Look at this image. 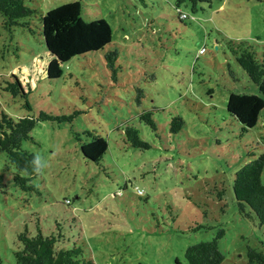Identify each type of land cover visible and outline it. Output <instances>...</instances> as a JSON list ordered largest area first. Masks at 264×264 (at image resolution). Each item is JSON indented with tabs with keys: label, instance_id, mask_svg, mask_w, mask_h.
<instances>
[{
	"label": "rangeland",
	"instance_id": "374dc122",
	"mask_svg": "<svg viewBox=\"0 0 264 264\" xmlns=\"http://www.w3.org/2000/svg\"><path fill=\"white\" fill-rule=\"evenodd\" d=\"M23 1L35 10L25 19L31 31L5 29L0 16V113L71 119L39 121L23 142L42 164L37 192L12 184L0 153V264H15L16 235L38 226L44 234L60 227V247H80L92 264H188L186 247L219 228L220 264H248V248L264 255V225L241 216L232 192L233 174L264 152V108L252 128L225 110L229 92L260 96L225 43L245 39L260 49L264 0H74L83 20L110 25L112 41L62 63L53 79L40 15L73 0ZM14 79L24 93L13 95ZM146 109L157 123V135L142 125L151 147L125 145L124 124ZM176 115L184 125L172 135ZM88 131L107 143L98 164L80 150Z\"/></svg>",
	"mask_w": 264,
	"mask_h": 264
},
{
	"label": "trees",
	"instance_id": "16d2710c",
	"mask_svg": "<svg viewBox=\"0 0 264 264\" xmlns=\"http://www.w3.org/2000/svg\"><path fill=\"white\" fill-rule=\"evenodd\" d=\"M178 12L179 19L184 20L180 17L183 12ZM34 13L35 10L25 6L23 0H0V16L5 29L21 25L31 31L30 22L25 19H29ZM80 14V3L73 0L53 7L40 15V32L50 56L45 70L48 79L57 78L61 64L73 56L102 50L112 41L110 25L104 19L85 21ZM187 16L186 14V18ZM225 45L233 55L234 61L260 93L258 96L246 92H229L225 110L242 126L252 128L257 122L260 111L264 108V44L259 50L245 39L238 42L228 40ZM105 57L108 63L112 64L116 52L110 51ZM229 73L233 74L230 69ZM14 81L9 83L13 95L24 93L20 83L16 79ZM138 93L141 91L138 90ZM153 109L142 111L135 122L129 121L124 124L122 141L125 145L140 150L151 147V144L142 138L141 130L144 124L149 127L148 130L157 135ZM70 119V116H55L44 111H40L36 116L27 115L19 118H13L4 111L0 113V153H5L3 167L5 170L11 169L10 177L14 186L24 192H37L33 180L40 176L42 164L33 152L23 148V142L31 139L30 132L37 122L44 120L62 122ZM183 125L184 120L180 115L173 116L169 122V133L177 134L182 130ZM84 133L90 140L80 145L81 153L87 160L98 164L107 151V143L100 135L89 131ZM263 167L264 152L243 164L233 174L232 179V192L239 213L242 217L253 215L259 225H264V184L261 182ZM3 181V174L0 171V189ZM136 190L139 193L138 187ZM223 196L224 190H218L217 198L222 200ZM206 227L214 228L208 225ZM196 229H200V226L193 228V230ZM223 235V228H219L212 239L187 246L184 251L185 261L188 264H220L224 256L218 247V240ZM63 239L64 234L60 232V227L48 234H44L39 226L34 235H29L27 230L19 232L16 235L18 249L13 252L14 262L15 264H92L91 260L85 259L80 247L75 245L70 248L60 247ZM247 256L248 264H264V255L261 251L248 248Z\"/></svg>",
	"mask_w": 264,
	"mask_h": 264
},
{
	"label": "built area",
	"instance_id": "2783aa9c",
	"mask_svg": "<svg viewBox=\"0 0 264 264\" xmlns=\"http://www.w3.org/2000/svg\"><path fill=\"white\" fill-rule=\"evenodd\" d=\"M180 17L183 18V19H185V18H186V13H181V14H180ZM203 51H204V49L202 48V49H200V50L198 51V53L201 54ZM66 202H69V200H66Z\"/></svg>",
	"mask_w": 264,
	"mask_h": 264
},
{
	"label": "clouds",
	"instance_id": "9594fccd",
	"mask_svg": "<svg viewBox=\"0 0 264 264\" xmlns=\"http://www.w3.org/2000/svg\"><path fill=\"white\" fill-rule=\"evenodd\" d=\"M199 51V50H198Z\"/></svg>",
	"mask_w": 264,
	"mask_h": 264
}]
</instances>
